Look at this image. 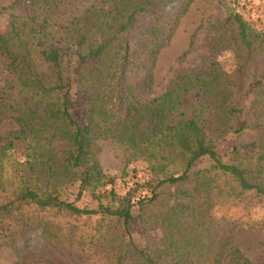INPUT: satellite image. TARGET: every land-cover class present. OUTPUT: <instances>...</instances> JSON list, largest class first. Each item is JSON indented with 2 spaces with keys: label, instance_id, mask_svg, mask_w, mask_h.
<instances>
[{
  "label": "trees",
  "instance_id": "1",
  "mask_svg": "<svg viewBox=\"0 0 264 264\" xmlns=\"http://www.w3.org/2000/svg\"><path fill=\"white\" fill-rule=\"evenodd\" d=\"M190 1L175 15L166 9L173 0H26L23 13L9 14L0 29V123L16 128L0 135V248L38 228L45 249L80 253L87 264H260L232 244V232L262 230L264 218L220 224L212 210L264 204V32L231 13L214 25L207 55L177 59L155 94L157 55ZM144 14L152 18L139 28ZM221 48L234 54L231 71L216 58ZM189 83L209 113L172 124L170 105ZM98 138L147 163L148 178L136 185L144 194L115 192L91 149ZM14 140L29 152L8 169ZM74 185L96 207L60 196ZM135 206L150 210L160 235L130 252Z\"/></svg>",
  "mask_w": 264,
  "mask_h": 264
},
{
  "label": "rangeland",
  "instance_id": "2",
  "mask_svg": "<svg viewBox=\"0 0 264 264\" xmlns=\"http://www.w3.org/2000/svg\"><path fill=\"white\" fill-rule=\"evenodd\" d=\"M15 0H0V29L6 26L10 13H23L25 1L17 0L13 7H9ZM82 2V0H79ZM184 0H173L167 11L175 15ZM238 12L246 20L249 26L257 31L264 32V0H191L185 11L179 16L177 24L168 40L158 55L153 68L154 91L161 93L167 80L166 75L171 65L177 59L182 58V63L188 65L198 61L201 56H206L209 44V34H212L214 25L227 18L231 13ZM146 14L140 20L139 28H145L151 20ZM60 41V44H63ZM70 58L69 54L67 59ZM216 58L222 68L231 71L235 65L234 54L229 48H221L216 53ZM3 64L0 61V78L3 75ZM153 97V96H151ZM28 102V101H26ZM74 113L81 115L78 110V96L72 98ZM167 121L174 124L181 119L190 118L193 114L207 115L209 109L206 104V96L202 90L192 84L182 86L171 103ZM16 128L12 120H3L0 123V135L5 136ZM55 148L60 151L65 147L64 141L54 142ZM92 152L105 173L115 178L113 188L118 195H123L129 188L135 190L134 197L144 194L140 185L148 178L147 163L142 159L129 160L123 146L113 142L110 138H98L92 144ZM29 152L26 145L14 140L8 151L7 166L15 162L25 160ZM203 165L196 163L195 168ZM110 188V185L106 187ZM63 199L74 201L79 207L94 208L97 201L89 192L77 197V185L71 186L60 192ZM142 214V215H141ZM150 210L133 208L135 218L129 224L130 240L127 243L128 250L140 249L146 246L154 247L158 244L160 230L157 222L149 217ZM214 218L223 224L225 221L246 215L251 220L264 218V204L242 210L241 207L214 208ZM140 216H143L144 221ZM17 241L12 246L0 248V264H87L82 260V255L77 252L66 251L63 248L45 249L41 230L33 228L25 233H20ZM232 244L238 247L251 261L264 264V229L253 230L246 225L238 226L232 232ZM97 264V263H95ZM221 264H227L224 258Z\"/></svg>",
  "mask_w": 264,
  "mask_h": 264
}]
</instances>
